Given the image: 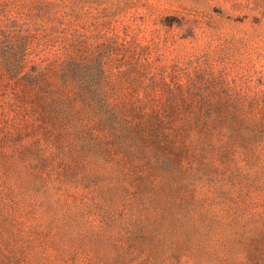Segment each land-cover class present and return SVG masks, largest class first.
Here are the masks:
<instances>
[{
	"label": "rangeland",
	"instance_id": "374dc122",
	"mask_svg": "<svg viewBox=\"0 0 264 264\" xmlns=\"http://www.w3.org/2000/svg\"><path fill=\"white\" fill-rule=\"evenodd\" d=\"M0 264H264V0H0Z\"/></svg>",
	"mask_w": 264,
	"mask_h": 264
}]
</instances>
